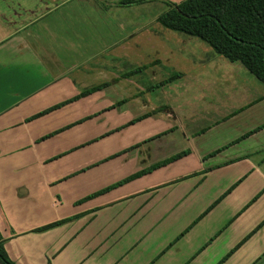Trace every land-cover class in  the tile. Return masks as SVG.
I'll return each instance as SVG.
<instances>
[{
  "label": "crops",
  "instance_id": "obj_1",
  "mask_svg": "<svg viewBox=\"0 0 264 264\" xmlns=\"http://www.w3.org/2000/svg\"><path fill=\"white\" fill-rule=\"evenodd\" d=\"M117 14L91 0H0V236L7 255L15 264H264V86L250 79L232 86V106H138L129 97L181 80V96L193 90L202 99L211 87L175 71L179 48L143 60V44L151 52L168 43L152 42L147 26ZM212 52L189 61L241 71ZM137 67L140 74L121 78ZM152 67L173 72L138 95L134 86L125 91L121 82L129 87ZM175 73L181 77L151 90ZM219 81L224 98L226 81ZM203 110L211 116H200ZM104 178L112 184L102 187ZM62 219L73 222L35 232ZM14 225L23 231H11ZM69 227L78 228L72 241Z\"/></svg>",
  "mask_w": 264,
  "mask_h": 264
},
{
  "label": "rangeland",
  "instance_id": "obj_2",
  "mask_svg": "<svg viewBox=\"0 0 264 264\" xmlns=\"http://www.w3.org/2000/svg\"><path fill=\"white\" fill-rule=\"evenodd\" d=\"M91 1H93L97 6L102 8L104 11H108V12L113 11L114 13H118L117 16L120 17L119 19H121L122 17V19L124 21L129 22L130 25L133 24L134 26H138V25L147 26L145 37H148L147 35L148 31H151L152 42L161 41L164 43H168L166 45L167 47L163 44L164 45L163 51L156 49V50H152L151 52L148 46L143 44V47H142V53L144 54L143 60L145 59V61H147V60H150V58L153 59L155 56H164L165 55L163 53L164 51L167 53L169 52L172 53L176 48L177 49L179 48L178 53L181 56V58H175L171 60L172 64H174L172 67L175 68V71L183 73L185 76H188L191 80L194 77L199 76L201 79V82L199 83L200 85L205 84L211 87V90L204 93L205 96L202 99L199 98L198 94L195 93L193 90L192 91L189 90L187 94L181 96L180 93H176V87H178L177 85H179L182 82L181 80L178 83L174 82V83H171L170 85H167L166 87H163L162 88L163 92L162 90H157L151 93L152 96H145V95L142 96L141 95L140 97L138 96L133 97V98L129 97V100L135 101L136 105L138 106L148 105V106H152V108L154 109L159 108L161 106L168 108L169 106L171 109H173V111L178 107H184V108H187L190 106L207 107L209 105H224V106L230 105L232 106L235 103V101L232 98L228 97L229 95L228 92L232 91V89H230L232 86H237V85L241 86L243 83L246 82L245 81L246 79H250L254 81L256 85H262L258 80H256L253 76H251L240 64H231L230 62H227V60H225L223 57L215 54L214 52H212L214 59H219L221 61H224L222 63H227L229 68L237 67L239 68L237 70H241V71L240 72L238 71L228 72L226 70L223 72V69H221V67H219L212 61H207V62L204 61L205 63L202 62L204 63L205 66L202 65L201 63L196 64V65L191 64V62L189 61L191 59L196 61L198 59L206 58L205 53L208 47L197 39H192V38L190 39L187 36H184L182 34H178V33L165 30L156 22V18L160 16L161 14L165 13L168 10L170 5L179 4L180 2L184 0H143L139 3L132 4V5L124 4L125 0H91ZM159 28L161 31L159 30ZM165 35H169V36L166 37ZM156 39H160V41ZM155 52H157V54L159 55L155 54ZM172 67H169V70L167 71L168 75L171 72H173V70L170 71ZM122 68L123 67H120L119 72H121ZM167 73H165L159 67L158 68L152 67L146 71V77H143V76L135 77L134 79L135 83L130 84L129 87L127 86V81L121 82V84L124 85L125 91L129 90L128 93L133 92L131 88L134 86L135 91H136L135 95H138L140 91L144 90L145 84L147 85L148 83H154V82L160 81L166 77L165 75H167ZM205 79H206V82L202 83V81H204ZM221 79L226 81L227 89H226L224 98L218 95V93L221 92V90L218 89L217 87L221 85V82L219 81ZM196 80L197 79L195 78L194 81ZM195 96H197L198 98L195 99L194 98ZM209 99H212V100H209ZM203 112L204 113L200 116H204V117L211 116L207 114L206 111L203 110ZM204 121H207V120L202 119L199 122H204ZM51 149L57 150V152L61 150L60 147H54V146H51ZM99 182L102 187H105V186L107 187L112 184V179L104 178L103 179L104 183H101V181ZM9 213L10 211L5 212L6 215H8ZM51 214L52 213H49V215ZM52 217L53 219L58 218L57 212H54L51 215V218ZM49 220L50 219H47L46 221H49ZM70 220L69 219L58 220L54 222V223H57V225L47 230L57 228V227H62V226H65V224L68 225L71 222H73L72 220L71 221ZM27 221L28 223L26 224L32 225L30 220H27ZM15 222L16 224H19L20 220H17L15 218ZM23 226L24 225H21V226L14 225L13 227L10 228V230L14 232H20V231H23L22 229ZM30 227L31 226H26L25 230H28ZM68 230H70V234L72 235L69 241H72L74 239V236L78 232V228L69 227ZM41 232H44V231H41ZM92 244H94V242L90 240L86 243L85 242L82 243L81 246H85V250L88 247V251L85 252L84 250L83 254H88L90 252V247ZM49 256L52 257L51 254ZM53 264H57V262L55 261ZM67 264H75V263L71 261V262H67Z\"/></svg>",
  "mask_w": 264,
  "mask_h": 264
},
{
  "label": "trees",
  "instance_id": "obj_3",
  "mask_svg": "<svg viewBox=\"0 0 264 264\" xmlns=\"http://www.w3.org/2000/svg\"><path fill=\"white\" fill-rule=\"evenodd\" d=\"M141 1L143 0H125L124 4L132 5ZM156 22L168 31L199 40L230 63H239L264 86V0H184L170 5L165 13L156 18ZM143 69L144 67L131 69L122 74L121 78L140 74ZM179 77L181 74L175 73L153 85L151 90ZM105 86L103 84L89 89L81 96L101 90ZM182 155L184 154L140 171L117 185L138 178ZM107 190L109 189L104 191ZM55 225L57 223L37 229L36 232L45 231ZM4 244L5 240L0 236V264H15L7 255Z\"/></svg>",
  "mask_w": 264,
  "mask_h": 264
}]
</instances>
